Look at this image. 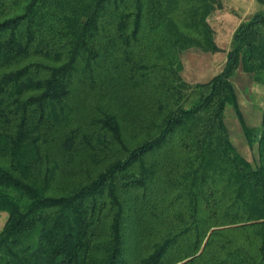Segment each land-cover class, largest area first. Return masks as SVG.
<instances>
[{"label": "trees", "instance_id": "16d2710c", "mask_svg": "<svg viewBox=\"0 0 264 264\" xmlns=\"http://www.w3.org/2000/svg\"><path fill=\"white\" fill-rule=\"evenodd\" d=\"M220 8L0 0V264H264V100L255 165L225 122L238 69L264 84V10L190 103L181 76L182 50L219 51Z\"/></svg>", "mask_w": 264, "mask_h": 264}, {"label": "rangeland", "instance_id": "374dc122", "mask_svg": "<svg viewBox=\"0 0 264 264\" xmlns=\"http://www.w3.org/2000/svg\"><path fill=\"white\" fill-rule=\"evenodd\" d=\"M222 8L215 9L208 22L214 30V37L219 51L204 52L197 48H189L180 52L182 62L181 76L189 84L187 103L195 97L193 87L197 83L208 81L224 66L226 56L232 47L233 34L240 23L247 21L257 11L264 10V5L258 0H221ZM233 83L238 95L239 112L233 108L226 109L225 122L230 139L239 154L255 165L257 161V145H250L243 134L242 125L258 127L262 117L264 100V84L258 82L253 74L238 69L233 76ZM186 103V104H187ZM64 165L66 178L78 173V168L89 162V157L81 147L72 151ZM96 166V165H95ZM96 172L99 165L90 166ZM72 175V176H71ZM7 220V214L0 212V231Z\"/></svg>", "mask_w": 264, "mask_h": 264}]
</instances>
